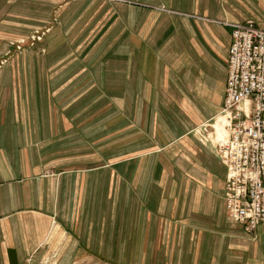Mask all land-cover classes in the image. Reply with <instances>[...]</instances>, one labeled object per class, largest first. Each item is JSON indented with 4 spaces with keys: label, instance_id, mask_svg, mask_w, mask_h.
<instances>
[{
    "label": "rangeland",
    "instance_id": "374dc122",
    "mask_svg": "<svg viewBox=\"0 0 264 264\" xmlns=\"http://www.w3.org/2000/svg\"><path fill=\"white\" fill-rule=\"evenodd\" d=\"M30 1L24 0V21L25 28L30 22L33 23V26L29 24L31 30L10 37L7 49L0 56V73H8V103L15 101L17 94L18 100L26 104H49L50 110L43 113L32 112L30 108L23 109L22 117L70 119L76 125L73 129L77 134L74 132L70 142L54 150V156H58L56 159L66 162L64 167L51 168L45 165L41 168L44 173H51L56 178L58 186L59 182L61 186L62 182L68 183L66 188L63 187L57 193L55 206L40 204L25 210L40 214L43 219L49 220L52 228L44 232L48 233L47 239L32 254L25 256L21 264H193L189 240L191 232H196L193 244L197 248L200 237L205 232L213 231L214 226L204 220L197 222V215H202V210L199 212L195 207L192 188L205 180L207 171L217 172L221 176L222 166L226 167L219 146V134L226 133L220 111L223 106L222 94L218 100V91L228 64L225 45L213 51L201 37L204 53L195 57L192 49L183 59L194 60L179 62L183 68V71H179V149L176 158H167L171 168L175 167V172L179 173V206L162 208L159 187L163 181V157L160 156L166 146L155 134L162 129L155 126L159 122L154 123V119L158 118L156 102L152 100L147 110H144L143 86L138 83L131 85L130 80L131 74L138 76L143 73L142 69L138 63L127 62V57L120 58L117 56L119 54H112L116 48L109 46L112 40L126 42L131 31L123 30V21L114 33L96 30L97 19L93 16L80 21H87L81 24L82 28L76 26L72 30L67 29V24L76 21L78 15H69L65 23L61 10L65 4L71 3L68 5L71 6L79 0H55V3L52 0H39L36 9L38 15L31 19V15L26 14ZM8 3L11 5L10 1ZM75 6L76 3L71 7L72 13ZM254 10L256 15L247 20L260 22L264 26V10ZM227 21L217 20L216 23L226 27L230 24ZM235 23L230 26L233 27ZM228 33L229 27L221 31L222 36ZM183 51L189 49H179V56ZM207 55L214 62L208 61ZM33 57L37 61H32ZM190 67L192 70L188 72ZM33 71L39 76H55L57 84L62 79L60 77H70L66 90L71 93L40 95L33 101L32 97L37 96L31 77ZM16 72L19 77L17 90L15 82L11 83V76L14 77ZM21 85H24V95L20 93ZM42 87L39 89L42 90ZM61 88L56 85V91ZM185 102L188 103V110L184 107ZM55 107L58 110H53ZM189 108L199 112L197 122L189 117ZM145 111L146 121L150 116L154 124L151 130L150 121L144 126ZM9 117L12 118L11 115ZM206 120L209 121L203 123ZM84 129L88 131L85 135L83 131L78 133ZM79 135L87 137L88 142H81ZM145 147L146 152L143 151ZM48 148L42 151V155L46 156L42 160L45 164L54 160L51 158L53 152ZM197 167L206 171L201 172L204 175H195ZM70 172L77 173L70 175ZM79 176L81 179L85 177L84 180H78ZM173 176H168V182L175 181ZM214 181L221 186L223 184L222 190L218 189L223 204L224 178ZM75 189L78 191L75 192ZM37 202L35 199L33 204ZM224 211L232 227H238L226 208ZM79 223L91 229L95 223L102 225L105 238L110 235L118 238L119 247L111 250H118L119 253L106 252L109 250L106 248L111 246L110 240H105L103 254L90 253V246L77 249L71 246L72 243L65 245L67 237L77 233L71 228ZM87 231L85 229L84 235H87ZM114 242L117 243V240Z\"/></svg>",
    "mask_w": 264,
    "mask_h": 264
},
{
    "label": "crops",
    "instance_id": "0c3cea01",
    "mask_svg": "<svg viewBox=\"0 0 264 264\" xmlns=\"http://www.w3.org/2000/svg\"><path fill=\"white\" fill-rule=\"evenodd\" d=\"M9 1L11 5H8ZM52 1L55 3V0ZM89 1L74 2L73 4L76 3V6L73 13L70 11L73 4L71 6H68L71 3L65 4L61 10L62 20L65 22L68 21L69 15H78V18H75L76 21L67 24V29L72 30L76 26L82 28L81 24L87 23V21H80L93 16L94 19H97L96 30L103 29L114 33L119 30V25L123 21L125 26L123 30L131 31L130 35L127 34L126 42L112 40V44L109 46L116 48L111 52L112 54L115 56L119 54L117 56L120 58L127 57V62L130 64L138 63L139 68L142 69L143 73L138 76L131 74L130 80L132 81L131 85L138 83L139 86L141 84L143 86L144 110H147L148 103L150 104L152 100L156 102L158 118L154 119V123L159 122L155 126L162 127V129L155 134L166 146L160 156L163 157V160L161 159L163 181L160 182L159 187L160 205L162 208H171V206L175 208V206H179V173L175 172V167L171 168L172 165L167 161V158H176L179 149V71H183L179 62L193 61L194 59L191 58L183 59L190 54L192 49L195 51H191L196 54H194L195 57L204 53L200 42L202 37L207 42L205 44L210 46L213 51H216L219 46L225 45L227 63L233 29L230 24L245 22L248 18L256 15L254 9L264 10V4L259 0ZM27 4H29L27 5L29 8L26 14H30L31 19H34V16L38 15L36 9L39 7V0H31ZM24 5V0H0V56L7 49L10 37L23 35L25 30H31L32 27H29V24L33 26V23L30 22L25 28ZM217 20H228L227 22L230 24L223 27L216 23ZM257 24L261 25L260 22ZM228 27L229 33L222 36L221 31H226ZM136 31L138 33H135ZM221 40H224V44ZM181 48H188L189 51H183L182 55L179 56V49ZM207 57L208 61L214 62L212 57L209 55ZM32 61L37 60L33 57ZM102 61L104 62L103 59H101ZM227 65L224 81L218 91V100L221 99L222 94L223 102L228 77ZM191 70L190 67L188 72ZM7 74V71L0 73V264H21L26 258L25 256L32 254L35 248H38L47 239L48 233L44 232H49L52 228L49 220L43 219L40 214L25 212V210L40 204L41 206H55L57 193L63 187L66 188L68 183L62 182L61 186V182H59L58 186L56 178L50 175L51 173H44L41 168L45 165L51 168L64 167L66 162L56 159L58 156H54V150L61 145L64 147V144L70 142L77 131L73 129V126H76L74 122L66 118H23V109L30 108L32 112L40 111L43 113L50 110V105L43 102L37 106L35 103L38 102L23 103V101L18 100L17 94H15V101L12 100L11 103H8ZM42 75H36L33 71L31 76L36 89L34 93L37 95L35 98L32 97L33 101L40 95H52L60 92L71 93L70 90H66V83L70 77L68 79L66 76L60 77L62 79L57 84L55 76ZM18 78L17 72L14 77L11 76V83L12 81L15 82L16 90L18 89ZM56 85L62 86L61 90L56 91ZM41 86H43L42 90L39 89ZM19 88L20 93L24 95V85L19 86ZM45 88L47 89L44 90ZM186 102L184 107L188 110V103ZM53 110H58V108L55 107ZM189 110L191 111L188 113L189 117L197 122V119L200 118L199 112L192 108ZM14 115L15 117H13ZM146 115L147 111L143 117L144 126L151 122L149 127L151 130L154 124L150 116L146 121ZM208 121H203V123ZM82 131L84 135L88 132L84 129L79 130L78 133ZM79 136L81 142H88L87 137ZM46 145L49 146L48 150L53 152L51 158L54 159L48 164L43 162L46 156L42 155ZM143 151L146 152V147ZM197 168L198 170L193 168L196 170L195 175L206 172L202 171L200 167ZM75 173L70 172V175H75ZM207 173L209 176L207 174L203 182L196 184L192 188V192H194L195 207L199 212L202 210V215H197V222L201 223L200 221L204 220L208 224L213 223L214 229L205 232L200 237L198 249L196 244H193L196 232H191L189 238L191 243L189 241L188 243H190L192 263L264 264V226H258L252 234L248 233L242 224H237L238 227H232L224 214L225 201L222 204L218 191V189L222 190L223 184L221 186L214 181L224 178L225 188L226 167L225 165L222 166L221 176L213 171H207ZM171 174H174V182H168V176ZM202 175L204 173L200 176ZM84 178L82 176V179L80 177L78 180H84ZM82 184L86 186L83 182ZM145 186L146 184L143 189ZM77 191L75 189V192ZM35 199L38 202L33 204ZM23 209L24 211H22ZM71 229L77 233L73 237H67L65 245L72 243L71 246L77 249L90 246V253L103 254L105 253V240H110L112 243L106 248L109 249L106 252L110 254L119 253L118 250H111L113 247H119L118 238L112 235L105 238L102 225L99 226L95 223L91 229L79 223ZM85 229L88 230L87 235H84ZM43 233L44 235L40 236ZM114 240H117V243ZM198 256L199 260L197 259Z\"/></svg>",
    "mask_w": 264,
    "mask_h": 264
},
{
    "label": "built area",
    "instance_id": "2783aa9c",
    "mask_svg": "<svg viewBox=\"0 0 264 264\" xmlns=\"http://www.w3.org/2000/svg\"><path fill=\"white\" fill-rule=\"evenodd\" d=\"M221 115L226 210L252 232L264 226V26L252 20L232 29Z\"/></svg>",
    "mask_w": 264,
    "mask_h": 264
},
{
    "label": "bare ground",
    "instance_id": "6f19581e",
    "mask_svg": "<svg viewBox=\"0 0 264 264\" xmlns=\"http://www.w3.org/2000/svg\"><path fill=\"white\" fill-rule=\"evenodd\" d=\"M262 1H264V0H262ZM252 21H254V20H252ZM254 22H255V21H254ZM256 23H257V22H256ZM224 121H225V119H224ZM219 123H220V122L218 121V124H219ZM218 124H215V126H217ZM225 130H226V129H225ZM219 137H220V139H221V140L219 141V143H220L222 140H225V139L228 137L227 130H226V133H225V134H224V133H222V134L220 133V134H219ZM260 226H261V225H260ZM254 231H255V230H253L252 232H248V233H251V234H252V233H254Z\"/></svg>",
    "mask_w": 264,
    "mask_h": 264
}]
</instances>
